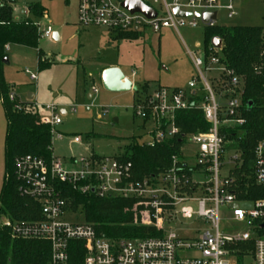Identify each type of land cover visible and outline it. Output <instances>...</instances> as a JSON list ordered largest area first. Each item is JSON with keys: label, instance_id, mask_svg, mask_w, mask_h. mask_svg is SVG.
<instances>
[{"label": "built area", "instance_id": "2783aa9c", "mask_svg": "<svg viewBox=\"0 0 264 264\" xmlns=\"http://www.w3.org/2000/svg\"><path fill=\"white\" fill-rule=\"evenodd\" d=\"M140 1L155 13L154 18L130 13L117 0H78L77 22L112 35L142 37L145 32L157 35L165 29L177 33L181 28L204 32L226 27L218 23L219 11L225 12L227 20L237 16L233 4L238 0ZM175 11L189 17H178ZM211 14L215 18L205 21L204 16ZM45 19L43 16L34 23L39 39L54 35L48 23L41 29ZM220 51L219 38L211 39L207 59L203 46H196L188 55L198 75L185 88L158 87L133 99V115L150 126L151 140L139 145L153 147L164 138L180 136L179 155L172 156L166 170L138 180L132 163L119 158L90 155L63 163L52 155L49 161L31 155L17 157L13 161L17 193L39 206L40 220L23 222L2 215L0 228L13 240L47 242V264H72L71 258L75 264H264V199H241L234 176L242 160L235 148L238 141L230 133L246 123L241 108L243 84L219 62ZM262 57L256 71L264 69V52ZM25 74L31 82L37 81L36 74L27 70ZM8 98L15 102L13 91ZM15 110L35 114L41 125L49 127L51 136L62 138L54 130L62 124L66 111L62 114L53 105L35 104H19ZM190 110L201 111L208 125L206 132L180 134L175 114ZM72 143L79 144V138L74 137ZM262 145L254 150L252 181L264 188ZM48 150L52 154L51 146ZM67 190L85 200L135 202L146 214L143 226L149 233L135 238L104 237L97 225L85 221L83 204L75 208L76 196L66 195ZM221 220L238 223L246 231L221 232ZM184 221L204 223L208 229L186 228Z\"/></svg>", "mask_w": 264, "mask_h": 264}, {"label": "rangeland", "instance_id": "374dc122", "mask_svg": "<svg viewBox=\"0 0 264 264\" xmlns=\"http://www.w3.org/2000/svg\"><path fill=\"white\" fill-rule=\"evenodd\" d=\"M31 5L45 10L41 29L48 23L58 36L38 41V50L51 65L39 69L37 50L11 46L6 53L4 72L22 100L31 93L34 99L27 103L40 107L53 105L66 111L62 124L54 130L62 138L51 136L52 156L63 163L70 157L80 159L90 155L118 158L130 144L149 142L150 126H144L133 115V99L158 87L184 88L198 75L188 51L203 46L204 32L200 28H181L177 33L165 29L157 35L145 32L135 41H117L110 39L109 32L103 28L79 26L78 0H15L13 14L18 21L31 18L28 11ZM233 8L237 16L231 20L225 18L224 11H219L220 25L264 29V0H238ZM104 65L117 66L132 80L133 90L119 94L105 91L101 84ZM26 70L36 74L37 81L31 82ZM146 82L149 85H142ZM6 125L2 120L0 190ZM74 137L79 138V144L72 143ZM183 224L186 228L208 229L204 223L184 221ZM219 229L226 234L246 231L231 220H221Z\"/></svg>", "mask_w": 264, "mask_h": 264}, {"label": "trees", "instance_id": "16d2710c", "mask_svg": "<svg viewBox=\"0 0 264 264\" xmlns=\"http://www.w3.org/2000/svg\"><path fill=\"white\" fill-rule=\"evenodd\" d=\"M15 0H0V100L2 102L6 133L4 139V177L0 190V216L16 221L33 222L40 220L39 206L31 200L19 197L13 176L15 158L31 155L49 161L51 135L48 126L39 123L37 116L29 111H16V105L26 107L16 96L9 101L13 87L4 80V65L7 59L5 47L19 46L38 51V68L46 69V63L38 50L39 33L34 23L46 15L39 5H31L28 11L31 18L24 21L14 19ZM264 29L258 27L226 26L204 31L203 48L205 58L210 54L211 39L221 40L219 62L242 80V114L246 123L235 129L230 136L238 141L235 147L241 155V166L234 170L238 181L241 199L255 201L264 199V188L252 181L254 150L264 144V69L259 68L263 61ZM141 36L132 33H116L111 39L135 41ZM175 124L180 134L188 135L206 132L207 123L201 111L190 110L175 114ZM241 132V134H240ZM180 136L164 138L153 147L132 143L125 153L118 157L132 163L135 179L153 177L166 170L174 155H179ZM66 195L75 197V208L83 204L82 210L87 223L97 225L98 231L106 238L142 237L149 233L143 226L146 214L142 207L126 200H85L67 190ZM50 245L43 241L13 240L6 230L0 228V264H47ZM72 264H75V259Z\"/></svg>", "mask_w": 264, "mask_h": 264}, {"label": "water", "instance_id": "95a60500", "mask_svg": "<svg viewBox=\"0 0 264 264\" xmlns=\"http://www.w3.org/2000/svg\"><path fill=\"white\" fill-rule=\"evenodd\" d=\"M120 1V6L129 11L130 13H140L146 16L149 19H152L155 17V13L142 4L140 0H117ZM175 14L178 17H189V14H182L175 11ZM196 19H198V16H195ZM209 18L214 19L215 15H205L204 20H208ZM101 84L105 91L111 92V93H129L133 90L132 83L127 80L120 69L118 68H108L102 71L101 74ZM29 100H32V96L29 97ZM264 148V144L262 145ZM232 208H235L234 206H231ZM262 229H264V224L261 226Z\"/></svg>", "mask_w": 264, "mask_h": 264}, {"label": "crops", "instance_id": "0c3cea01", "mask_svg": "<svg viewBox=\"0 0 264 264\" xmlns=\"http://www.w3.org/2000/svg\"><path fill=\"white\" fill-rule=\"evenodd\" d=\"M28 15H29V14H28ZM28 15H27V18H28ZM14 19L18 20V19L16 18V15H14ZM109 35H110L111 37L113 36V35H111L110 33H109ZM53 37H54L55 39L58 38V36H57L56 34H54ZM111 37H110V39H111ZM10 47H11V46H8V51H7V52H9ZM7 52H6V53H7ZM113 67L118 68V67L115 66V65H104V66H102L101 70L103 71V70H105V69L113 68ZM124 77L132 83V87L134 88V84H133L132 80H131L130 78H128L127 76H125V75H124ZM191 79H192V78H191ZM191 79H190V80H191ZM4 80H5L6 84H8V85H10V86L13 87V92H14V94L20 99V101H22V102H26L27 100H29V97H30V96H32V100L34 99V96H33L31 93H29V94H27L26 99H25V100H22V99L20 98L19 94H18L17 91H16L15 85H11L9 82H7V80H6V76H5V72H4ZM190 80H189V81H190ZM189 81H188V82H189ZM144 84L149 85V83H147V82H146V83H143L142 85H144ZM142 85H141V86H142ZM186 86H187V84H186ZM186 86H185V87H186ZM185 87H184V88H185ZM164 88H166V87H164ZM170 89H173V88H170ZM32 100H29V101H32ZM61 113L63 114V110H61ZM2 120H5V114H4V110H3L2 102H1V100H0V123L2 122ZM5 121H6V120H5ZM4 139H5V138H4ZM70 158H74V157H70ZM3 172H4V154H3Z\"/></svg>", "mask_w": 264, "mask_h": 264}]
</instances>
